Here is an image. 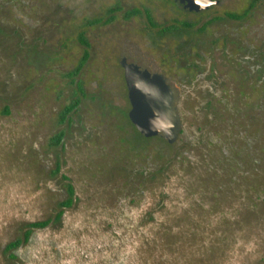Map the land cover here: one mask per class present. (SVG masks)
Here are the masks:
<instances>
[{
    "label": "rangeland",
    "instance_id": "obj_1",
    "mask_svg": "<svg viewBox=\"0 0 264 264\" xmlns=\"http://www.w3.org/2000/svg\"><path fill=\"white\" fill-rule=\"evenodd\" d=\"M108 1L0 0V264H264V97L253 91L251 51L243 82L219 46L239 25L216 19L243 0L184 18L196 28L175 54L180 68H164L186 82L175 144L134 131L118 58L129 43L158 51L144 20L86 25ZM83 30L85 96L62 124ZM68 183L75 200L64 208Z\"/></svg>",
    "mask_w": 264,
    "mask_h": 264
},
{
    "label": "flooded vegetation",
    "instance_id": "obj_2",
    "mask_svg": "<svg viewBox=\"0 0 264 264\" xmlns=\"http://www.w3.org/2000/svg\"><path fill=\"white\" fill-rule=\"evenodd\" d=\"M224 0H219V2L213 5L211 8L201 11H190L185 10L184 6L187 3L183 0H137V5L131 6L126 3L125 0H109L107 15L94 16L90 20H100L101 23L110 24L116 21L118 15L125 20H133L135 22L139 20L146 21V27L149 32L148 35L152 38L153 48L158 51V57L153 56L150 53L144 52L137 45H125L122 49L121 55L118 58L120 67L123 70L124 81L125 80L126 68L122 65L124 62L127 66L136 68L138 71H145L151 73L161 72L171 81L175 82L180 88V96L178 102V110L181 115L182 128L179 137L175 143H177L185 131L184 115L182 113V105L185 99L184 86L186 82L180 80L179 78L170 77L165 72L164 68L167 66L165 63L169 62L175 68L178 67L179 57L175 54L178 53V48L186 40L190 33L187 34L184 31V27L181 25L193 24V21L185 20V16L188 14H195L203 16L205 13L211 9L220 6ZM220 17L216 19H221L225 23L232 22L239 25L235 36L224 31L219 39L221 49L226 52V59L229 62L228 68L236 72L235 74L243 82L246 80L247 75H244L243 70L239 69L242 67L244 57V51H251V58L253 61V66L251 67V83L253 86L254 94L257 98L264 97V0H243L240 3H229L221 5ZM116 9H120L116 11ZM157 9H162L167 13V17L163 21H159L155 15ZM135 10L143 11L142 14H134L129 16ZM150 11L152 14L153 23L157 26L154 28L149 26V19L145 14ZM235 15L240 16L236 18ZM99 24H91L89 27H94ZM254 26L256 29L254 30ZM173 28L169 31V28ZM167 30L166 32H164ZM169 42L170 47H163V44ZM91 47V43L89 42ZM194 48H191L193 52ZM230 51V52H229ZM242 55L244 58H238ZM191 56L194 54L191 53ZM178 58V59H177ZM197 61V60H195ZM232 61L233 63H230ZM127 62V63H126ZM85 66V65H84ZM196 63H190L187 70L182 69L185 73L195 70ZM234 66V67H233ZM177 68V70H178ZM83 67L81 68V70ZM173 70V69H172ZM174 75L178 76V71ZM174 71V70H173ZM263 99V98H262ZM173 143V144H175ZM169 144V143H168ZM260 189V187H259Z\"/></svg>",
    "mask_w": 264,
    "mask_h": 264
},
{
    "label": "water",
    "instance_id": "obj_3",
    "mask_svg": "<svg viewBox=\"0 0 264 264\" xmlns=\"http://www.w3.org/2000/svg\"><path fill=\"white\" fill-rule=\"evenodd\" d=\"M185 10L201 11L211 8L219 0H183ZM126 68L125 80L131 104L130 121L148 138L161 137L169 144L177 141L182 128L178 110L179 86L163 73Z\"/></svg>",
    "mask_w": 264,
    "mask_h": 264
},
{
    "label": "trees",
    "instance_id": "obj_4",
    "mask_svg": "<svg viewBox=\"0 0 264 264\" xmlns=\"http://www.w3.org/2000/svg\"><path fill=\"white\" fill-rule=\"evenodd\" d=\"M120 9H116V11H118ZM143 11H139V10H135L133 11L132 13H129V16L131 15H134V14H142ZM149 19V26L150 27H156L157 25L155 23H153V19H152V14L150 11H147L145 13ZM236 18H239L240 16L238 15H235ZM91 24H100V20H87L86 21V25L88 26H91ZM183 27H184V31L189 34L191 32V30H193L194 28H196V24L193 23V24H190V25H183L181 24ZM209 24H205L203 26H201L200 28H198L196 31L198 32H204L206 29H207V26ZM172 27L169 28L168 30L169 31H172ZM167 30H165L164 32H166ZM78 41L79 43L83 46L84 48V51H83V57L82 59L80 60L78 66L72 71V75L73 78L75 79L74 80V83L76 84V89L74 91V96H73V99L72 101L70 102L69 105H67L64 110L62 111L61 115H60V123H65L66 120H68V117L69 115L74 111L76 110V108L79 106L80 102H81V98L83 96H85V91H84V86H83V82L80 80V79H76V77H78V75L80 74L81 72V68L84 67V65L86 64L88 58H89V55H90V45H89V41L86 37V31L83 30L79 33V36H78ZM133 128L135 129L134 131H136L142 138H144L145 140H147V142H149L151 139L153 138H159V137H152V138H148V137H144L139 131L138 129L133 125ZM63 137H64V132L61 131L59 134H57L54 138H53V143L54 145H59L62 143L63 141ZM159 139H162L163 141L167 142L166 140H164L163 138H159ZM168 143V142H167ZM67 188H68V199L66 200V202L63 203V206L64 208H67V207H70L72 205V203L74 202L75 200V190H74V187L72 184L68 183L67 185ZM63 211H60V213L57 215V219H59L61 216H62V213ZM50 222L49 221H45V222H36V223H33L31 224V227L32 228H37V227H43V226H46L48 225ZM30 233L31 231L28 230L26 232V235H25V239L28 240L29 236H30ZM22 243V240H18L14 243H12L9 248L11 247H16V246H19L20 244Z\"/></svg>",
    "mask_w": 264,
    "mask_h": 264
},
{
    "label": "bare ground",
    "instance_id": "obj_5",
    "mask_svg": "<svg viewBox=\"0 0 264 264\" xmlns=\"http://www.w3.org/2000/svg\"><path fill=\"white\" fill-rule=\"evenodd\" d=\"M127 63V62H126Z\"/></svg>",
    "mask_w": 264,
    "mask_h": 264
}]
</instances>
